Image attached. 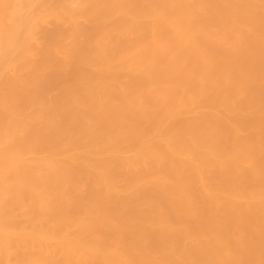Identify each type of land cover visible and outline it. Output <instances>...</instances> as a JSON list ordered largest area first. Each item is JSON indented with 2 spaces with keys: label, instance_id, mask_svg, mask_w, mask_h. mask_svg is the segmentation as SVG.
<instances>
[{
  "label": "bare ground",
  "instance_id": "6f19581e",
  "mask_svg": "<svg viewBox=\"0 0 264 264\" xmlns=\"http://www.w3.org/2000/svg\"><path fill=\"white\" fill-rule=\"evenodd\" d=\"M0 264H264V0H0Z\"/></svg>",
  "mask_w": 264,
  "mask_h": 264
}]
</instances>
